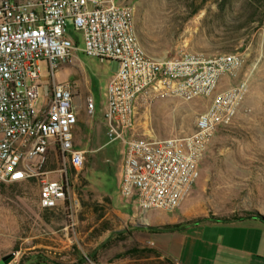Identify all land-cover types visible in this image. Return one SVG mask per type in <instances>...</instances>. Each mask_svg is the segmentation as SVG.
I'll return each mask as SVG.
<instances>
[{
    "label": "built area",
    "instance_id": "built-area-1",
    "mask_svg": "<svg viewBox=\"0 0 264 264\" xmlns=\"http://www.w3.org/2000/svg\"><path fill=\"white\" fill-rule=\"evenodd\" d=\"M81 31L83 51L117 63L107 86L105 123L110 141L125 143L120 191L141 210L172 212L184 205L201 176L212 138L231 125L249 91V75L221 87L226 75L238 76V53L183 50L157 57L136 46L135 6L121 0H0V188L39 179V204L54 208L71 194L70 168L83 169L86 150L77 146L79 123L74 84L58 81L80 44L69 30ZM48 63V102L38 107L41 62ZM152 90L187 100H211L197 118L195 132L151 137L137 132L142 98ZM90 114L92 95L86 97ZM56 157L60 178L45 168Z\"/></svg>",
    "mask_w": 264,
    "mask_h": 264
},
{
    "label": "rangeland",
    "instance_id": "rangeland-1",
    "mask_svg": "<svg viewBox=\"0 0 264 264\" xmlns=\"http://www.w3.org/2000/svg\"><path fill=\"white\" fill-rule=\"evenodd\" d=\"M123 1L135 6L136 31L149 54L162 58L183 50L238 53L244 59L242 70L238 76L226 75L221 87L249 75V91L240 112L231 125L215 133L195 189L175 212L187 211V220L193 221L235 220L257 213L264 216V0ZM68 27L80 49L76 61H67L60 69L58 81L74 84L76 112L82 119L74 134L81 147L88 149V160L83 169L70 168V197L54 208L40 206L37 178L1 186L2 264H33L41 254L35 245L57 234L74 237L87 213L83 185L97 198L110 195L119 199L125 143L110 141L105 123L107 86L116 73L114 62L86 54L82 32L75 30L71 18ZM41 67L38 107L48 102L44 84L51 81L48 63L42 61ZM87 95L95 101L93 114L86 107ZM210 102L209 98L187 100L152 90L139 103L137 132L156 138L191 134ZM51 158L45 169L51 178H60L56 171L59 162L54 154ZM5 257H11L10 261Z\"/></svg>",
    "mask_w": 264,
    "mask_h": 264
},
{
    "label": "crops",
    "instance_id": "crops-1",
    "mask_svg": "<svg viewBox=\"0 0 264 264\" xmlns=\"http://www.w3.org/2000/svg\"><path fill=\"white\" fill-rule=\"evenodd\" d=\"M121 177L122 170L118 201L110 195L97 198L83 185L88 202L80 231L35 245L41 254L33 264H264L263 219L252 215L162 228L187 221V211L141 210L137 199L122 198Z\"/></svg>",
    "mask_w": 264,
    "mask_h": 264
},
{
    "label": "trees",
    "instance_id": "trees-1",
    "mask_svg": "<svg viewBox=\"0 0 264 264\" xmlns=\"http://www.w3.org/2000/svg\"><path fill=\"white\" fill-rule=\"evenodd\" d=\"M254 216H257V217H259V218H261V219L264 220V216L261 215V214H259V213H257ZM242 218H244V217H242ZM238 219H240V218H238ZM221 220H223V219H221ZM199 222H202V221L201 220H195V221H193V220H187V221H184L182 223L166 224V225H163L162 228L172 229V228H177V227H181V226H184V225L193 224V223H199Z\"/></svg>",
    "mask_w": 264,
    "mask_h": 264
},
{
    "label": "bare ground",
    "instance_id": "bare-ground-1",
    "mask_svg": "<svg viewBox=\"0 0 264 264\" xmlns=\"http://www.w3.org/2000/svg\"><path fill=\"white\" fill-rule=\"evenodd\" d=\"M135 12H136V10H135ZM135 36H136V46L144 47L143 44L141 43L140 39H139V36H138V34H137L136 29H135ZM86 155H87V153H86ZM86 160H87V156H86ZM85 165H86V164H85ZM84 167H85V166H84ZM161 211H163V210H161ZM172 212H173V211H172Z\"/></svg>",
    "mask_w": 264,
    "mask_h": 264
},
{
    "label": "water",
    "instance_id": "water-1",
    "mask_svg": "<svg viewBox=\"0 0 264 264\" xmlns=\"http://www.w3.org/2000/svg\"><path fill=\"white\" fill-rule=\"evenodd\" d=\"M10 259H11V257H5V258H4V260H6V262H9ZM0 264H2V263H0Z\"/></svg>",
    "mask_w": 264,
    "mask_h": 264
}]
</instances>
